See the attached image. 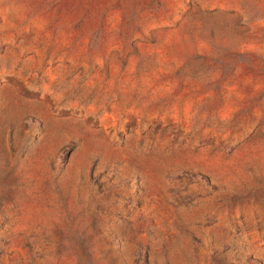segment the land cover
Returning a JSON list of instances; mask_svg holds the SVG:
<instances>
[{"label":"rangeland","instance_id":"1","mask_svg":"<svg viewBox=\"0 0 264 264\" xmlns=\"http://www.w3.org/2000/svg\"><path fill=\"white\" fill-rule=\"evenodd\" d=\"M0 264H264V0H0Z\"/></svg>","mask_w":264,"mask_h":264}]
</instances>
